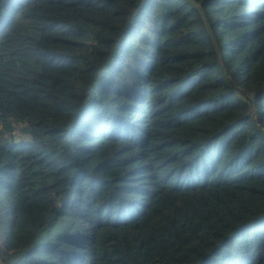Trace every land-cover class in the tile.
Returning <instances> with one entry per match:
<instances>
[{"label": "trees", "instance_id": "obj_1", "mask_svg": "<svg viewBox=\"0 0 264 264\" xmlns=\"http://www.w3.org/2000/svg\"><path fill=\"white\" fill-rule=\"evenodd\" d=\"M0 264H264V0H0Z\"/></svg>", "mask_w": 264, "mask_h": 264}]
</instances>
